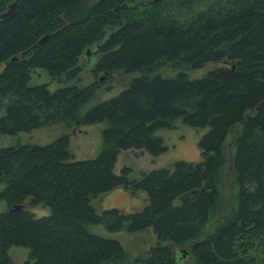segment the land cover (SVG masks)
Segmentation results:
<instances>
[{
	"label": "trees",
	"instance_id": "trees-1",
	"mask_svg": "<svg viewBox=\"0 0 264 264\" xmlns=\"http://www.w3.org/2000/svg\"><path fill=\"white\" fill-rule=\"evenodd\" d=\"M13 2L0 15V135L69 117L106 126L101 150L87 158H71L66 134L43 144L0 142V264H12L11 244L27 248L31 264H180V248L195 264H264V0H0V13ZM86 49L94 74H137L83 112L109 81L101 88L94 76L51 91L28 83L38 68L71 77ZM178 56L193 66L218 64L191 78L145 72ZM176 118L207 126L196 143L198 163L177 160L136 179L126 166L112 171L120 149L161 152L154 130ZM228 170L232 203L204 230ZM119 186L143 191L141 206L97 212L89 203ZM37 204L48 212L35 216L29 208ZM97 222L108 230L150 226L155 242L129 263L116 239L87 229Z\"/></svg>",
	"mask_w": 264,
	"mask_h": 264
},
{
	"label": "rangeland",
	"instance_id": "rangeland-1",
	"mask_svg": "<svg viewBox=\"0 0 264 264\" xmlns=\"http://www.w3.org/2000/svg\"><path fill=\"white\" fill-rule=\"evenodd\" d=\"M94 0H84L83 6L89 5ZM185 9H178V15L184 16ZM94 56L89 52L88 59ZM87 57L80 56L78 60V67L75 73L69 78L65 74H61L60 78L50 77L45 70L38 68L36 71L30 73L28 80L29 84L43 83L47 84L49 91L55 87L74 83L76 85H84L92 80L94 76L100 77L101 82H108L109 87L103 89H96L95 95L84 102L81 107V112L85 111L91 104L100 99H105L115 94L121 89L128 77L133 74H122L117 76L106 75L104 77L100 72L94 74L92 72L93 61L89 62ZM218 64V63H217ZM214 62H205L200 66H193L181 56L173 59L160 58L149 70L145 72L159 73L162 76H174L178 72H184L188 78L200 76L209 68L217 65ZM3 63H0V69ZM111 76L112 78H108ZM65 78V79H64ZM102 88V85H101ZM106 126L104 120L83 123L76 125L73 118L69 117L64 120L44 124L30 129L27 132H20L15 135H0V142L8 144L17 140H26L30 143L43 144L51 141L61 134H66L68 137L66 149L72 159H80L95 156L102 148V129ZM207 126L192 127L176 118L172 127H161L154 130V134L161 138L162 144L165 148L156 155H150L145 150L140 148H126L120 149L116 153L115 161L113 163L112 171L119 173L123 166L129 168L127 172L128 178H138L141 173L157 167H171L177 160H186L197 162L200 159V154L197 148V140L199 136L206 130ZM228 148V142H225ZM229 150V148H228ZM233 182L232 174L228 172L223 174V179L217 184V190L221 200H218V210L209 216L208 223L204 230L210 228L208 225L213 224L224 210L228 209V204L232 203L231 191L229 188L230 182ZM228 198V199H227ZM145 200V194L139 190L134 195L127 192L123 187H115L110 191L99 193L89 198V203L94 209L99 212L102 209L109 207H116L123 211L137 209ZM5 208L4 201L0 200V210ZM29 210L35 215H41L48 212V208L42 205H34ZM89 231L101 234L106 237L116 239L124 251V258L129 263L134 258L139 259L143 257L148 247L155 242V235L150 226L140 230L129 231L125 228L117 230H108L101 222L90 223L87 225ZM7 254L12 260V264H31V259L28 258V249L23 246L11 244L6 248ZM253 252V251H251ZM262 253V252H261ZM264 253V252H263ZM180 264H195L194 259L190 255H182Z\"/></svg>",
	"mask_w": 264,
	"mask_h": 264
},
{
	"label": "water",
	"instance_id": "water-1",
	"mask_svg": "<svg viewBox=\"0 0 264 264\" xmlns=\"http://www.w3.org/2000/svg\"><path fill=\"white\" fill-rule=\"evenodd\" d=\"M13 6H14V2L13 3H9L8 6H7V9H5L3 12H1L0 15L1 16L7 15L13 9ZM38 41H41V39H39ZM88 54H89V50L86 49L84 55L87 57ZM90 61H92V59H90ZM201 189L202 188L200 187V188H196V189L189 190L188 192L182 194L179 197V199L191 198L196 192L200 191ZM178 251L180 253V257H182V255L186 254V251L184 249H182V248L178 249Z\"/></svg>",
	"mask_w": 264,
	"mask_h": 264
},
{
	"label": "flooded vegetation",
	"instance_id": "flooded-vegetation-1",
	"mask_svg": "<svg viewBox=\"0 0 264 264\" xmlns=\"http://www.w3.org/2000/svg\"><path fill=\"white\" fill-rule=\"evenodd\" d=\"M87 60L89 61V59L87 58ZM196 163H198V162H196Z\"/></svg>",
	"mask_w": 264,
	"mask_h": 264
}]
</instances>
